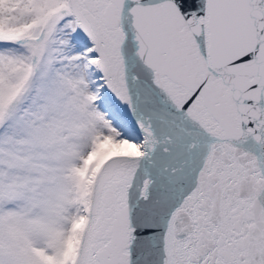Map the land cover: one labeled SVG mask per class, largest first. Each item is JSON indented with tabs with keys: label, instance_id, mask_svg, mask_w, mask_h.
<instances>
[{
	"label": "snow or ice",
	"instance_id": "obj_1",
	"mask_svg": "<svg viewBox=\"0 0 264 264\" xmlns=\"http://www.w3.org/2000/svg\"><path fill=\"white\" fill-rule=\"evenodd\" d=\"M0 264H264V0H0Z\"/></svg>",
	"mask_w": 264,
	"mask_h": 264
}]
</instances>
